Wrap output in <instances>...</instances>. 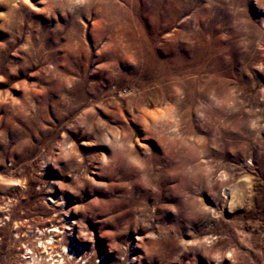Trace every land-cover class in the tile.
<instances>
[{
	"label": "rangeland",
	"instance_id": "1",
	"mask_svg": "<svg viewBox=\"0 0 264 264\" xmlns=\"http://www.w3.org/2000/svg\"><path fill=\"white\" fill-rule=\"evenodd\" d=\"M29 255L264 264V0H0V264Z\"/></svg>",
	"mask_w": 264,
	"mask_h": 264
},
{
	"label": "bare ground",
	"instance_id": "2",
	"mask_svg": "<svg viewBox=\"0 0 264 264\" xmlns=\"http://www.w3.org/2000/svg\"><path fill=\"white\" fill-rule=\"evenodd\" d=\"M162 114H164V113H162ZM154 118L159 119V117H154ZM45 231L48 232L47 233L48 235L47 236L45 235V236H42V237H39L38 238L39 239V245L38 246L42 247L44 249V251H47V249H50V248H47V244H50V245L54 246L56 243H58V241L54 238L57 235L56 234L54 235V233L55 232L58 233L60 231V229H58L56 226H51V227H47L45 229ZM34 232L37 235H42L43 234V230L40 229V228H36ZM60 247L62 249L61 251H59V253H61L60 257H63V254L62 253H65L67 256L68 255H71L72 256L74 254V252H71V249L68 250V248H66V246H63L62 244H60ZM26 249H29L28 251L31 253V255L33 254V252H32V250H31L30 247H28ZM29 252H27V253H29ZM27 253H25V255ZM31 255H29L28 257L31 258L32 264H34V261H33V258H32ZM47 255H49V254H47ZM53 264H64V258H62L60 260L58 259Z\"/></svg>",
	"mask_w": 264,
	"mask_h": 264
}]
</instances>
